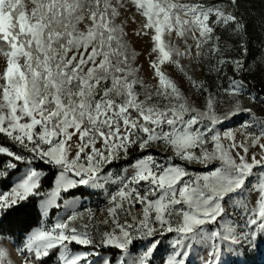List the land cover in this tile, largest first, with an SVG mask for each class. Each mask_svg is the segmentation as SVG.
<instances>
[{
    "label": "snow or ice",
    "instance_id": "6c2138e0",
    "mask_svg": "<svg viewBox=\"0 0 264 264\" xmlns=\"http://www.w3.org/2000/svg\"><path fill=\"white\" fill-rule=\"evenodd\" d=\"M253 17L250 0H0V264L264 248Z\"/></svg>",
    "mask_w": 264,
    "mask_h": 264
},
{
    "label": "rangeland",
    "instance_id": "374dc122",
    "mask_svg": "<svg viewBox=\"0 0 264 264\" xmlns=\"http://www.w3.org/2000/svg\"><path fill=\"white\" fill-rule=\"evenodd\" d=\"M254 3L256 5L250 6L251 10L254 13V20H258L259 17L261 16L262 13H264V3H262V0H253ZM258 3V4H257ZM259 36L258 35H254L253 37V50L257 49L259 47ZM132 42L134 44V46L136 47L137 51H142V49L146 46H144L140 41H138V39L134 38L132 39ZM145 56L146 53H144L143 55H141V57L139 58V62L140 63H144L145 60ZM144 72L145 74H148V67L147 64L144 65ZM255 80V85L257 87V89H259V83L261 80V76L259 73H257L254 77ZM103 199L102 197H93L91 199V202H85V206H91L93 208H95L96 206V202L98 200ZM39 222V216H38V212L35 216V220L32 223L33 226L37 225ZM165 247H167V245L165 244ZM164 253V248H161V255H163ZM199 259V258H197ZM246 260L247 264H264V248H257V249H251L249 250L248 248L244 249V255L243 257H228V256H222V260H227L229 261V264H231V261H235V260ZM159 262V258H157V264Z\"/></svg>",
    "mask_w": 264,
    "mask_h": 264
},
{
    "label": "trees",
    "instance_id": "16d2710c",
    "mask_svg": "<svg viewBox=\"0 0 264 264\" xmlns=\"http://www.w3.org/2000/svg\"><path fill=\"white\" fill-rule=\"evenodd\" d=\"M257 4H258V3H257ZM253 5H256V4L254 3L253 0H250V6L253 7ZM35 216H36V215H34L33 218L29 221L30 224H32V223L34 222V220H35Z\"/></svg>",
    "mask_w": 264,
    "mask_h": 264
}]
</instances>
